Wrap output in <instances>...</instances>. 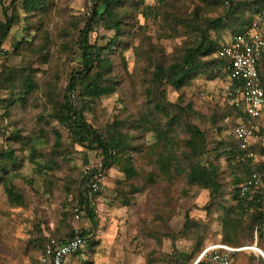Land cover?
Wrapping results in <instances>:
<instances>
[{"label": "rangeland", "instance_id": "374dc122", "mask_svg": "<svg viewBox=\"0 0 264 264\" xmlns=\"http://www.w3.org/2000/svg\"><path fill=\"white\" fill-rule=\"evenodd\" d=\"M13 1L0 0L1 21L5 20V7H10L9 13L12 12ZM96 1L47 0L48 10L34 11L29 21L23 17L24 4L21 0L15 2L22 19L13 26L3 44L2 50L5 53H0V73L5 66L32 67L37 69L36 79L40 89L29 94L3 90L2 100L8 101L0 104V151L7 147H12L16 151L21 165L14 184L22 193L25 202L23 205L12 204L4 183L0 181V264H39L42 244L46 239L51 236L66 237L76 229L91 231V234L88 235L87 244L82 252L70 264H197L201 261L200 255L208 244L222 240L220 211L211 208L208 214L206 206L210 201L209 191L189 187L183 177L173 184L165 181L155 184L147 182L145 176L153 169L148 149L157 140L153 131L146 129L143 134H136L138 136L135 143L142 145L143 151L133 153L135 165L141 172V176L136 178L133 184L140 188V191L136 194L128 192L127 200L130 204H125L120 193H127L129 189L118 184V181L125 179V174L119 166L112 167L107 175L105 187L97 199L95 226L86 216L76 221L70 214L69 205H72L79 191L77 186L71 185L69 192L67 186L77 180L80 171L83 170V159L86 154L84 147L68 145L67 153L64 154L66 160L63 156L56 157L60 164L58 168H51L42 173L36 172V167L40 164L50 166V157L52 161L55 158L52 151L54 136L51 127L44 123L38 124L40 115L46 114L50 107L43 90L44 84L51 72L55 70L59 72L62 76L59 86L61 96L69 83L72 70L78 66L77 49H70L66 53L60 51L63 42L61 31L68 27L72 17H89L88 11H92ZM132 1L139 0H128V16L122 37L127 49L122 50L121 45L116 46L111 55L114 76L120 89L112 95L103 96L94 104V108L85 114L88 121L100 131H105L108 124L117 120H130L143 110L145 98L141 82L144 67L150 60L162 57L161 51L170 55L176 48L188 42L186 35L168 37L169 33L163 26V17L155 18L153 15L160 6L158 0H141L142 4L138 11L144 6L152 7L153 13L148 18L133 8ZM196 5L204 6V3L202 0H181L175 3L174 9L180 6L182 11L191 13ZM215 15L207 14L209 17ZM38 27L49 30L53 41L48 51L50 55L48 64L41 63L40 56L34 54L38 43L42 42ZM113 34V31L102 30L99 34L92 35V41L98 38L101 45L105 46ZM230 34V30L224 31L222 34L224 40H228ZM212 35L214 36V33ZM144 37H150L151 42L146 41ZM25 40L31 41V45L27 42L19 44ZM121 54L126 61L125 65ZM228 85L229 80L225 75L213 80L199 77L185 87L182 97L172 86H166L169 102L182 107L190 104L202 114V118L194 117L192 120L206 131L210 150L216 147L221 139L230 142L233 138L232 132L236 123L228 119L218 121L221 111L228 104L226 99ZM21 98L25 99V102H22ZM212 115L218 117L215 124L209 121ZM52 126L62 131L65 142L69 144L71 139L68 130L55 121H52ZM42 130L46 131L47 139L36 143L38 154L34 161L30 160L27 149L32 146L26 147L11 140L14 132H19L24 138L36 139ZM180 130L181 128L178 130L180 137L183 138L184 133H180ZM261 133L264 136V131L261 130ZM259 145H264V142H260ZM256 154L260 161V170V164L264 163V155ZM94 155L88 154L89 159H93ZM221 163L224 169L227 166L226 159L223 158ZM225 181L227 183L229 179L226 177ZM232 187L227 184L225 189L230 190ZM80 190L82 192L84 189ZM187 215L196 222L208 226L204 249L189 263L182 261L181 253L193 249V235L190 234L187 238L180 235ZM254 251L258 253L257 256L247 250L236 258L237 260L242 258L244 264H262L257 257L262 256L264 251L261 248ZM254 255L256 258L252 262ZM203 262L210 264L206 259Z\"/></svg>", "mask_w": 264, "mask_h": 264}, {"label": "trees", "instance_id": "16d2710c", "mask_svg": "<svg viewBox=\"0 0 264 264\" xmlns=\"http://www.w3.org/2000/svg\"><path fill=\"white\" fill-rule=\"evenodd\" d=\"M180 1L158 0L160 6L153 15L155 18L163 17V26L167 29L169 38L186 35L188 42L176 48L170 55L161 51L162 57L150 60L143 69L141 82L145 98L143 110L130 120H117L108 124L105 131H100L90 123L85 114L92 110L94 104L103 96L112 95L120 89L114 76L111 55L116 46L121 45L122 50L127 49L122 37L128 16V0H97L89 17L71 18L68 27L61 31L63 42L60 51L66 53L70 49H77L78 66L72 70L69 83L61 96H59V86L62 76L59 72L56 70L51 72L44 84L43 90L50 107L46 114L40 115L38 124L44 123L51 127L54 136L52 151L55 158L52 161L50 157V166L40 164L36 167V172L42 173L51 168H58L60 164L56 157L63 156L65 159L64 154L67 153L68 145L84 147L86 154L83 159V170L80 171L78 179L67 186L69 192L71 185L77 186L79 191L72 205H69L70 214L74 217L72 207L78 201L84 211L83 217L86 216L95 226L97 208L88 203L83 191L80 190L89 182L84 173L85 167L96 158L102 159L109 169L119 166L125 174V179L118 181V184L129 189L127 193L121 192L120 195L124 198L125 204H130L127 200L128 192L136 194L140 191V188L133 184V181L141 176L135 165L133 153L143 151L142 145L135 143L138 136L136 134L145 132L146 129L151 130L156 134L157 140L148 149L153 169L145 176L147 182L155 184L165 181L173 184L183 177L189 187H195L199 191L208 190L210 201L206 206L207 213L209 214L211 208L220 211L222 242L235 247L251 246L257 242L264 251V229L260 228L264 211V191L248 196H241L239 191V187L252 175V160L248 159L240 149L233 132L230 142L221 139L217 146L210 150L206 131L192 120L194 117L202 118V114L190 104L182 107L169 102L166 91V86L170 85L182 97L185 87L199 77L213 80L225 75L228 79L226 70L229 59L219 56L218 51L228 44L233 35L248 31L255 21L264 16V0H202L204 6L196 5L191 13L182 11L180 6L174 9L175 3ZM15 2L16 0L11 5L13 8L11 13H9L10 7L4 8L5 20H0V53L3 52V44L13 26L22 19ZM21 2L24 4L23 17L28 21L34 11H46L49 7L47 0H21ZM141 4V0L131 3L138 13L148 18L153 13L152 7L144 6L138 11ZM208 13L216 15L209 17ZM102 30L114 32L105 46L101 45L98 38L92 41V35L99 34ZM226 30H230L231 33L228 40H224L222 35ZM37 31L41 32L42 42L38 43L34 54L40 56L41 63L48 64L50 59L48 51L53 43L51 34L42 27H38ZM144 39L151 42L150 37ZM24 42L31 45L29 40L21 41L19 44ZM121 59L125 65L126 61L122 54ZM259 72L264 88V59L259 63ZM36 73L37 69L32 67L5 66L0 73V88L32 93L40 89ZM6 101L8 100L0 98V104ZM21 101L25 102V99L21 98ZM217 118L212 115L209 121L215 124ZM226 119L236 123L234 129L240 121L247 122L248 116L228 103L221 111L218 121ZM52 121L68 130L71 139L69 144L65 142L62 131L52 126ZM263 121L264 112L262 117L256 119V124L262 131H264ZM179 128H181L180 133H184L183 138L180 137ZM38 136L36 139L24 138L19 132H14L11 140L26 147L32 146L27 149L30 160L34 161L38 154L36 143L47 139L46 131L42 130ZM253 148L256 153L264 155V145L256 144ZM90 153L95 154L93 159H89ZM223 158L226 159L227 165L224 169L221 163ZM20 165L14 148L7 147L0 151V181L4 183L10 202L17 205H23L25 202L22 193L14 184ZM260 170L264 177V163L260 164ZM226 177L229 179L227 183H225ZM227 184L233 187L226 190ZM206 230H208L206 224L196 222L189 215L186 216L180 235L187 238L192 234L194 246L191 251L181 253L182 261L189 263L202 252L205 247ZM81 234L88 237L91 231L83 230ZM73 235L72 231L66 237H51L64 240ZM51 237L43 242L41 255ZM80 252L82 250L74 254L75 257ZM253 257L252 262L256 258L255 255ZM235 259L237 260L236 256ZM257 260L264 264L261 255ZM197 264H207V262L201 260ZM210 264L214 263L210 262Z\"/></svg>", "mask_w": 264, "mask_h": 264}, {"label": "built area", "instance_id": "2783aa9c", "mask_svg": "<svg viewBox=\"0 0 264 264\" xmlns=\"http://www.w3.org/2000/svg\"><path fill=\"white\" fill-rule=\"evenodd\" d=\"M90 14L88 11V15ZM218 54L229 59L226 70L229 80L226 99L230 105L248 116L247 122L240 121L233 129L240 149L253 164L251 177L239 187L240 195L260 193L264 191V177L259 170L260 161L253 146L264 142L261 129L256 124V119L262 117L264 112V88L259 72V63L264 59V16L255 21L248 31L233 35ZM2 96L3 90L0 88V98ZM109 170L100 158L91 160L85 167L84 173L89 182L83 190V195L91 206L97 208V199L105 187ZM72 211L74 220L78 221L83 217L84 211L78 201ZM260 228L264 229V211ZM87 241V237L78 229L74 231L73 236L64 240L51 237L44 246L40 264H66L67 259L81 251ZM246 248L259 249L256 245L235 247L222 242L210 243L199 259H206L214 264H238L233 256Z\"/></svg>", "mask_w": 264, "mask_h": 264}, {"label": "crops", "instance_id": "0c3cea01", "mask_svg": "<svg viewBox=\"0 0 264 264\" xmlns=\"http://www.w3.org/2000/svg\"><path fill=\"white\" fill-rule=\"evenodd\" d=\"M218 242H222V240H220V241H218ZM223 243V242H222ZM254 245H256L257 247H259L258 246V243L256 242ZM254 245H251V246H254ZM260 248V247H259ZM84 249V248H83ZM82 249V250H83ZM247 250H249V252H253V254H257L258 255V253H256V251H254V249H251V248H246V249H243V250H240V251H238V252H236L235 254H234V256H233V259L238 263V264H240V263H242V264H244V261H243V259L242 258H240L241 260H236L235 259V256H241L242 255V253L241 252H245V251H247ZM256 255V256H257ZM75 258V255H72V256H70L68 259H67V261H66V264H70L71 262H73V259ZM208 261V260H207ZM210 262V261H209ZM240 262V263H239ZM212 263V262H211ZM40 264V263H39ZM263 264V263H262Z\"/></svg>", "mask_w": 264, "mask_h": 264}, {"label": "water", "instance_id": "95a60500", "mask_svg": "<svg viewBox=\"0 0 264 264\" xmlns=\"http://www.w3.org/2000/svg\"><path fill=\"white\" fill-rule=\"evenodd\" d=\"M263 254H262V256H263V258H264V252H262Z\"/></svg>", "mask_w": 264, "mask_h": 264}]
</instances>
